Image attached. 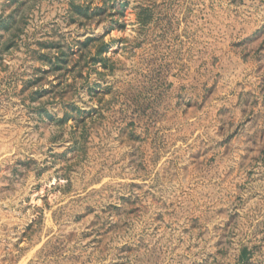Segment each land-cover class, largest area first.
<instances>
[{"label": "rangeland", "instance_id": "obj_1", "mask_svg": "<svg viewBox=\"0 0 264 264\" xmlns=\"http://www.w3.org/2000/svg\"><path fill=\"white\" fill-rule=\"evenodd\" d=\"M0 264H264V0H0Z\"/></svg>", "mask_w": 264, "mask_h": 264}]
</instances>
